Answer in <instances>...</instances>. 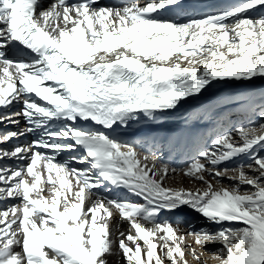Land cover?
I'll list each match as a JSON object with an SVG mask.
<instances>
[{
  "label": "snow or ice",
  "instance_id": "1",
  "mask_svg": "<svg viewBox=\"0 0 264 264\" xmlns=\"http://www.w3.org/2000/svg\"><path fill=\"white\" fill-rule=\"evenodd\" d=\"M97 3L0 0V124L18 127L23 117L26 125L0 134V145L36 134L0 148V161H28L0 166V202L19 201L0 208V264H108L113 254L125 264H186V236L201 247L219 243L210 255L220 264H264V122L217 135L182 169L113 135L213 82L264 78V15H249L264 0L184 22L182 0ZM14 103L23 107L8 111ZM253 115L264 121V105ZM66 151L81 154L59 160ZM241 156L251 163L221 167ZM179 174L202 187L166 185ZM106 184L143 202L110 198L100 191ZM184 206L220 227L158 221L161 211ZM113 209L128 230L111 222Z\"/></svg>",
  "mask_w": 264,
  "mask_h": 264
},
{
  "label": "bare ground",
  "instance_id": "2",
  "mask_svg": "<svg viewBox=\"0 0 264 264\" xmlns=\"http://www.w3.org/2000/svg\"><path fill=\"white\" fill-rule=\"evenodd\" d=\"M109 6H121L125 2H130V0H110ZM148 2V0H139V3L144 4ZM243 0H218L212 3H205L202 6H210L211 4H218L219 8L216 11L205 12L203 14H191L185 13L183 16L179 17L181 22L187 21L189 19H199L205 15L216 14L225 10H228L233 5H238L242 3ZM51 4L47 3L44 8L49 7ZM97 7L103 6L102 3L98 2ZM169 18V16L165 17ZM176 54H174L175 56ZM174 58V57H173ZM172 59V58H170ZM236 81H224V82H213L212 86L207 88V90H203L201 95L197 97H189L186 102L182 101L174 110H167L164 115H158L155 120H147L141 117L138 121L131 122L130 127L125 130L126 134L130 135H138L137 138H126L124 134L118 136L119 139L128 141L132 144L137 145L139 151L143 153H147L150 155H154L160 162L167 163L176 167L178 169H182L185 165L190 162L191 158L197 155L199 150L203 148V136L209 132L208 126L209 124H200L199 121H196L194 124H180L175 123L174 125L169 124L165 121L163 124L159 122L163 117H183L188 114H193L194 119L197 120L198 117H205L206 110L208 108L213 107V95L217 88L224 87L226 85L234 84ZM232 87V86H231ZM23 107L22 103H14L13 106L8 110L10 112H18ZM249 118L251 119L252 117ZM19 126H13L11 124L5 125L0 124V134H3L8 131H18L19 129L24 128L25 120L23 117H20ZM249 119V120H250ZM199 120V119H198ZM216 124L213 122L211 126H215ZM34 139H36V134H26L19 138H14L10 142L0 145V148L12 149L15 145H25L30 144ZM72 155H79L74 152L66 151L63 152L58 159L63 160ZM28 161H20L15 159H4L0 161V166H7L10 168H17L21 165L27 164ZM76 168H83L86 165L84 164H73ZM46 179V177H45ZM192 179L183 176L182 174L170 176L166 180V185L173 188L183 187L185 189H195L202 186L196 184ZM201 185V183H200ZM100 191L110 197L120 200H127L133 203H142L143 201L135 197L134 195L129 194L123 187H115L108 186L107 184L100 189ZM45 196H48V191L44 192ZM18 200H9L0 202V208H6L9 204H17ZM176 213V217L173 220V225L179 224L182 229H187L188 226H192L193 229L199 230L203 225H212L209 223L202 215L195 212L194 210L188 208L187 206L181 207L177 210H174ZM171 218V217H168ZM159 219V218H158ZM111 222L116 224L120 223V227L122 230H128L129 224L126 220H121L119 213L113 209V217ZM163 222V221H160ZM134 234V230H133ZM179 234H184L183 232ZM142 243V242H141ZM185 243L187 245L200 246L194 242L193 237L186 236ZM214 244V243H213ZM206 247L209 249L212 247V242H205ZM201 247V246H200ZM193 249V248H192ZM118 250V248H117ZM206 251V249H204ZM208 256V250L206 251ZM197 255H200L196 252ZM189 258L194 259L193 256H189ZM200 262H204L202 260L204 257L199 256ZM108 264H125L123 256H117L115 254L108 255L106 257ZM185 259V257H184ZM190 261L192 262L193 260ZM198 262L197 260H195ZM194 261V262H195Z\"/></svg>",
  "mask_w": 264,
  "mask_h": 264
},
{
  "label": "rangeland",
  "instance_id": "3",
  "mask_svg": "<svg viewBox=\"0 0 264 264\" xmlns=\"http://www.w3.org/2000/svg\"><path fill=\"white\" fill-rule=\"evenodd\" d=\"M239 5V4H238ZM237 6L233 5L232 7ZM230 7V8H232ZM229 8V9H230ZM251 16H259L264 15V7H258L255 11L249 12ZM232 86V87H231ZM214 103L213 107L210 110L206 111V116L202 119H194L193 114H188L183 117H163L160 124H163L167 121L169 124L174 125L175 123L180 124H194L196 121H199L200 124H209L208 128L209 132L204 134L203 136V148L209 149L211 148V141L217 136L221 135L224 132H234L236 127L240 126H248L250 123H261L258 116H254L253 113L259 111L260 106L264 105V78H256L252 82H235L234 84L226 85L221 88H217L214 95ZM252 117L251 119L249 118ZM250 119V120H249ZM215 123V126H211L212 123ZM260 154L264 155V149H260ZM251 163V160L248 156H241L237 159H234L226 164L221 165V167L234 168L237 164H248ZM199 186H202L201 182L196 181ZM201 183V185H200ZM223 183L228 184L230 181L224 180ZM171 217V218H168ZM176 217V213L174 211H161L159 216L157 217L158 221H170L174 223V219ZM174 218V219H173ZM225 227H240L239 224H224ZM220 225L212 224V225H203L202 228L210 229L215 232ZM221 247L219 243L212 242V247L209 249L202 248L198 246L191 245V248H184V257L186 264H199L196 262L195 258L191 259L189 256L191 252L194 250L200 254L199 256H203L204 262L206 264H220L219 259L214 256H208L206 251L208 250V254L211 252H215L217 248ZM193 248V249H192ZM206 249V251H204ZM159 251V249L157 250ZM193 260L192 262L190 261ZM195 261V262H194ZM154 264V261H153ZM165 264H168L165 261Z\"/></svg>",
  "mask_w": 264,
  "mask_h": 264
}]
</instances>
